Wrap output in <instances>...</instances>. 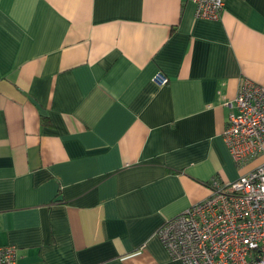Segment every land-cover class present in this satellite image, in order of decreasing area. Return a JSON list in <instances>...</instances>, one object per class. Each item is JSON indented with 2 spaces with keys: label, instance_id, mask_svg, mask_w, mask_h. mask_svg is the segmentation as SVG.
Masks as SVG:
<instances>
[{
  "label": "crops",
  "instance_id": "0c3cea01",
  "mask_svg": "<svg viewBox=\"0 0 264 264\" xmlns=\"http://www.w3.org/2000/svg\"><path fill=\"white\" fill-rule=\"evenodd\" d=\"M245 79L264 86V0L217 21L191 0H0V245L17 264H183L161 225L263 161L224 141Z\"/></svg>",
  "mask_w": 264,
  "mask_h": 264
},
{
  "label": "built area",
  "instance_id": "2783aa9c",
  "mask_svg": "<svg viewBox=\"0 0 264 264\" xmlns=\"http://www.w3.org/2000/svg\"><path fill=\"white\" fill-rule=\"evenodd\" d=\"M195 17L217 21L226 0H191ZM160 87L169 79L158 72ZM224 131L237 165L262 163L237 180H213L206 199L167 220L157 237L170 259L183 264H264V86L242 81ZM18 248L0 245V264H17Z\"/></svg>",
  "mask_w": 264,
  "mask_h": 264
}]
</instances>
